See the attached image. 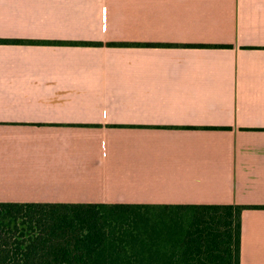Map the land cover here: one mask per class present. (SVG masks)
<instances>
[{
	"label": "crops",
	"instance_id": "crops-1",
	"mask_svg": "<svg viewBox=\"0 0 264 264\" xmlns=\"http://www.w3.org/2000/svg\"><path fill=\"white\" fill-rule=\"evenodd\" d=\"M0 39V202L248 206L264 264V0H0Z\"/></svg>",
	"mask_w": 264,
	"mask_h": 264
},
{
	"label": "trees",
	"instance_id": "trees-1",
	"mask_svg": "<svg viewBox=\"0 0 264 264\" xmlns=\"http://www.w3.org/2000/svg\"><path fill=\"white\" fill-rule=\"evenodd\" d=\"M246 208L0 202V264H241Z\"/></svg>",
	"mask_w": 264,
	"mask_h": 264
}]
</instances>
